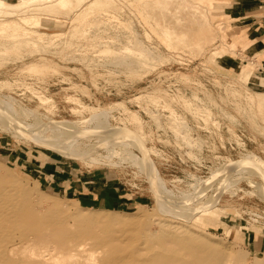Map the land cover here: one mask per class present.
Wrapping results in <instances>:
<instances>
[{
	"label": "rangeland",
	"instance_id": "obj_1",
	"mask_svg": "<svg viewBox=\"0 0 264 264\" xmlns=\"http://www.w3.org/2000/svg\"><path fill=\"white\" fill-rule=\"evenodd\" d=\"M6 1L5 264L57 249L53 264L109 254L141 264L159 252L171 264H264V70L224 17L226 0ZM61 126L78 133L85 161L43 142ZM168 227L195 240L166 237Z\"/></svg>",
	"mask_w": 264,
	"mask_h": 264
},
{
	"label": "bare ground",
	"instance_id": "obj_2",
	"mask_svg": "<svg viewBox=\"0 0 264 264\" xmlns=\"http://www.w3.org/2000/svg\"><path fill=\"white\" fill-rule=\"evenodd\" d=\"M23 1V0H22ZM24 1H28V2H32V1H43V0H24ZM60 1V0H59ZM62 1V0H61ZM60 1V3L61 4H63L64 2H65V0L64 1H62L61 2ZM49 2V1H48ZM50 2H51V0H50ZM33 3V2H32ZM34 3H36V2H34ZM9 4L8 3H6L4 0H0V6L1 7H5V6H8ZM4 106V105H3ZM0 111H2V112H0V113H2V114H4V115H6L7 116V112L8 111H3L2 109H0ZM1 114V115H2ZM3 115V116H4ZM9 116V115H8ZM10 119V121L12 120V118H9ZM16 120V119H15ZM17 121V120H16ZM12 122H13V120H12ZM21 123V122H20ZM19 123V126H18V128L20 127V125H22V124H20ZM14 124V123H13ZM16 124H18L17 122H16ZM61 124V123H60ZM68 124V123H67ZM67 124H65V126L67 125ZM24 125V124H23ZM69 125V124H68ZM25 126V125H24ZM23 126V127H24ZM63 126H64V124H63ZM22 127V126H21ZM55 127H57V126H55ZM59 127V126H58ZM35 128V127H34ZM61 128H62V126H61ZM70 129H68L67 128V130H66V128H62L61 130H64V131H57V130H53L52 131V134H51V136H49V137H47V136H45V134L44 135H42L41 136V138L43 139V142L44 143H47L50 147H52L53 149H56V150H58V151H60V152H63L64 154H66V155H70V156H76V157H79L80 159H82V160H86L87 159V155H86V153L85 154H83L84 152L83 151H80L79 149H77L76 147L74 148V146L73 145H75V143H76V141H77V135H78V133L77 132H74L75 130H73L74 128H72V127H69ZM77 128V127H76ZM52 129V128H51ZM44 130H45V128H44ZM73 130V131H72ZM26 131V130H25ZM31 132V131H30ZM79 133H80V131H78ZM107 132H108V130H107ZM60 135H65V139L63 140V141H60L57 137L58 136H60ZM84 135V133H80V137L81 136H83ZM30 139H33V138H30ZM117 139V138H116ZM115 139V140H116ZM106 140H108V139H106ZM109 141H110V139H109ZM112 141V140H111ZM118 142V141H117ZM76 146H77V144H76ZM94 152V151H93ZM86 155V156H85ZM89 161H90V159H89ZM250 161V160H249ZM251 162V161H250ZM253 162V161H252ZM251 162V163H252ZM249 163V162H248ZM247 163V164H248ZM250 163V164H251ZM255 162H253V165H255V166H257L258 164V162H256V164H254ZM249 164V165H250ZM252 165V166H253ZM1 167H3V166H1ZM150 169L153 171L154 169L150 166ZM233 171V170H232ZM154 173H155V171H154ZM240 173H241V171H240ZM152 174H153V172H152ZM156 174V173H155ZM154 174V179H156L157 178V176ZM5 176V175H4ZM6 177V176H5ZM5 177H2L1 176V174H0V191L1 190H3L4 192H5V190H8L7 189V186H5L4 187V185L6 184V180H7V178H5ZM157 180V179H156ZM17 181V180H16ZM8 182V181H7ZM14 182V181H13ZM13 182H12V184H13ZM18 182V181H17ZM17 182H14V185H12L13 187H17V184L15 185V183H17ZM9 183V182H8ZM7 183V184H8ZM13 187L11 188V189H13ZM18 189V188H17ZM14 192V191H13ZM15 192H16V190H15ZM1 193V192H0ZM6 193V192H5ZM53 207H54V205H52ZM52 208V207H51ZM55 208V207H54ZM0 211H2V210H0ZM10 212V211H9ZM170 213V212H169ZM2 215L4 214V213H1ZM0 214V215H1ZM12 214H13V212H12ZM5 215V214H4ZM3 215V216H4ZM2 216V217H3ZM4 221H6V220H4ZM2 221H0V223H1ZM7 222L8 223H10L11 221H9V220H7ZM7 223V224H8ZM21 223V222H20ZM3 224V223H2ZM4 224H5V226H4ZM3 224V229H4V227L6 228H8V226H7V224L6 223H4ZM106 224H120L121 225V223H119V222H117V221H115V220H111L110 222H108V223H106ZM17 226H18V224H16ZM16 225H15V227H16ZM9 226H11L10 224H9ZM175 227V226H174ZM179 227V226H178ZM93 227H90L86 232H93L94 231V229H92ZM2 229V228H1ZM0 229V230H1ZM166 229H167V227H166ZM181 229H183V228H171V227H168V230H167V232L165 233V236L166 237H168V236H173L174 238H175V236H181L182 238H184V240H185V244H186V246H189L191 243H192V241L193 240H195L194 238H187V235H186V237L185 236H183V233H181L182 231H181ZM8 230H9V228H8ZM118 231V230H117ZM119 231H121V232H123V229H121V230H119ZM8 232V231H7ZM6 232V233H7ZM117 234V233H116ZM121 234V233H120ZM123 234H125V230H124V233ZM185 234H187V233H185ZM4 236H5V234H3ZM2 235V236H3ZM123 236V235H122ZM122 236H120V237H122ZM192 236V235H191ZM3 238V237H2ZM2 238L0 237V241L2 242ZM8 239V238H7ZM120 239V238H119ZM177 239V238H176ZM189 239H191V240H189ZM115 242H117V240H114ZM110 242H108V243H106V244H102V246H103V248H105V247H107V245L109 244ZM173 244H174V246H176V247H178V244L175 242V241H173ZM190 248V247H189ZM64 251V250H63ZM164 252H169L167 249H164ZM59 253H61V250L59 249H57V250H52V252H51V254H48V255H46V256H44V257H41V258H43V260H40V257H39V260H38V263H36V264H49V263H51V264H53L52 263V261L54 260V257L55 256H57ZM71 252H69L68 253V255L70 254ZM2 254V252L0 253V255ZM132 254V253H131ZM123 255V254H122ZM5 256V255H4ZM2 257H3V254H2ZM118 256H115V255H111V254H109V256H108V262H106L105 264H131V263H133L134 261H132V260H130V261H127V260H124L125 258V256H123L122 258L123 259H121V258H117ZM126 257H128V255L126 256ZM132 257L133 258H135L136 257V255H132ZM73 258H74V256H72L71 258H69V261L67 262V263H63V264H74V261H72L73 260ZM130 258H131V256H130ZM133 258H131V259H133ZM10 260V258H7V256H6V258L4 257V259H2L1 258V256H0V264H5V263H7V262H12V260L11 261H8V260ZM120 259V260H119ZM128 259V258H127ZM117 260H119V261H117ZM146 261V262H145ZM144 262L142 261V263L141 264H171V261H170V258L169 257H167L163 252H159L158 254H155V255H153V256H151L149 259H147V260H145ZM103 262V261H102ZM102 264V263H101ZM103 264H104V262H103Z\"/></svg>",
	"mask_w": 264,
	"mask_h": 264
},
{
	"label": "crops",
	"instance_id": "obj_3",
	"mask_svg": "<svg viewBox=\"0 0 264 264\" xmlns=\"http://www.w3.org/2000/svg\"><path fill=\"white\" fill-rule=\"evenodd\" d=\"M8 4L14 5L4 0ZM215 0H211V6L214 8ZM226 4L223 9V15L232 26L239 32L244 43L250 44L247 49V54L252 58H259L264 70V0H226ZM211 8V9H212ZM245 53V52H240ZM230 61V60H229ZM233 66L232 63H228ZM81 193V192H80ZM83 194V193H82ZM85 195V194H84ZM93 194H87L85 196H92ZM90 198V197H89ZM92 201L102 202L107 198L104 196H92ZM97 200V201H95ZM260 249H264V244L259 246Z\"/></svg>",
	"mask_w": 264,
	"mask_h": 264
}]
</instances>
